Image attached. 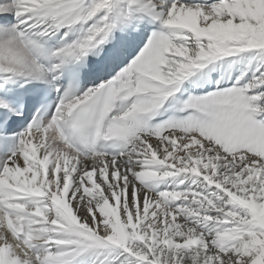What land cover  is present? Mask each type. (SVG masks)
I'll return each mask as SVG.
<instances>
[{
    "label": "snow or ice",
    "instance_id": "obj_1",
    "mask_svg": "<svg viewBox=\"0 0 264 264\" xmlns=\"http://www.w3.org/2000/svg\"><path fill=\"white\" fill-rule=\"evenodd\" d=\"M0 264H264V0H0Z\"/></svg>",
    "mask_w": 264,
    "mask_h": 264
}]
</instances>
